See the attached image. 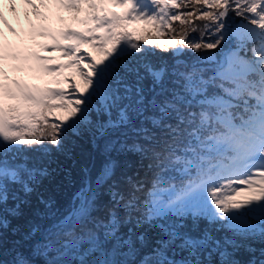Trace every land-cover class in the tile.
<instances>
[{
    "label": "snow or ice",
    "instance_id": "6c2138e0",
    "mask_svg": "<svg viewBox=\"0 0 264 264\" xmlns=\"http://www.w3.org/2000/svg\"><path fill=\"white\" fill-rule=\"evenodd\" d=\"M22 2L39 15L34 0ZM8 4L16 13V0ZM108 5L125 11H109ZM59 6L76 13L85 30L61 32L62 39L75 43L52 50L72 62L42 70L75 68L82 83L66 77L67 91L0 82V228L8 226L6 214H19L20 194L31 193L37 177L47 174L42 160L89 131L105 140V151L119 145L147 160L151 179L128 177L127 193L111 184L114 206L107 219L93 217L99 189L115 174L109 162L95 186L90 181L77 194L79 207L63 218L64 228L99 251L111 241L130 244L119 229L137 214V226L159 230L140 264H245L236 252L257 251L245 242L264 245V0H59ZM7 23L0 11V24ZM134 25H144L145 34L138 35ZM233 38L236 46L229 47ZM83 45L92 51L81 54ZM0 75H6L2 68ZM57 111L66 115H53ZM9 201L15 206L8 207ZM201 220L210 228L195 235ZM188 221L192 230H186ZM88 223L91 229L77 232ZM217 230L230 235L218 240L211 234ZM137 240L146 244L142 234ZM47 241L34 254L46 251ZM176 250L187 257L170 258ZM259 255L246 264H264V247ZM11 264L35 262L21 255Z\"/></svg>",
    "mask_w": 264,
    "mask_h": 264
},
{
    "label": "trees",
    "instance_id": "16d2710c",
    "mask_svg": "<svg viewBox=\"0 0 264 264\" xmlns=\"http://www.w3.org/2000/svg\"><path fill=\"white\" fill-rule=\"evenodd\" d=\"M182 10L186 11L187 9ZM240 22V18L235 17L234 24ZM196 23L203 24L204 22L196 21ZM173 27L178 31L180 29L179 22H175ZM133 28L141 30L137 33L138 35L145 34L143 33L144 26L135 25ZM191 35L198 34L192 33ZM165 40H167V35ZM154 42L159 43V40ZM248 47L251 48L252 45L249 44ZM161 55L165 56L171 63L168 54L161 53ZM248 55L251 56V52ZM96 59L100 58L96 57ZM62 69L55 72L56 74L40 72L38 69L32 70L30 73L34 79L38 80L40 88L49 87L50 84H53L71 91L68 84L64 83L65 78L70 77V74L64 73ZM53 103L57 104L59 101H53ZM53 115L60 116V113L57 111ZM148 126L150 127V125ZM129 143L132 141L129 140ZM109 162L115 165V174L108 185L99 189L97 208L92 213L93 217L104 220L108 217V210L114 206L109 195V186L115 183L121 191L127 193L129 190L126 183L128 177H132L134 180H150L151 173L147 170L148 161H141L140 157L132 152L121 151L119 145L113 150L105 151V140L102 138L94 139L89 131H83L80 135L72 136L64 152L53 153L45 157L41 166L47 169V174L37 177V182L31 185L33 188L31 193L20 194L24 202L20 204L18 215L6 214L8 226L0 228V233H2L0 236V260L11 264L14 258L22 255L24 258L34 261L35 264H46V262L52 261L64 264L71 259L84 257L89 252L96 250L90 249L89 244L85 242L86 237L74 234L64 228L62 223L67 225V220L63 218L68 216L74 207H79L80 201L77 199V194L80 190L90 181L95 186L94 182L97 176ZM15 203V201H9L8 207H14ZM117 212L123 220L124 210L118 208ZM136 219L137 214H133L131 223L124 222L119 229L120 237L123 239L131 238V243L128 245L132 249L127 251L125 255L126 264H140L145 254L151 251L154 241L159 235L158 229L147 224L137 226ZM91 228L92 224L88 223L86 227L77 229V232L84 233ZM209 228L210 225L201 220L193 234L198 235ZM192 229L193 225L191 221H188L186 230ZM141 234L146 238L145 245H141L137 240V236ZM211 234L218 240L230 235L224 230L212 231ZM46 238H48L47 250L43 251L42 254H34L33 249L40 247ZM245 243L251 244L257 250L256 253L253 255L241 248L236 252L235 258L245 262V264L249 259H261L259 249L264 245L256 241ZM105 247H107L106 244L103 248ZM78 248L81 249L73 254L72 252ZM187 255L186 252L176 250L170 255V258L174 257L181 260ZM215 258L219 259V257ZM116 261H119V264H124L123 260L118 258ZM88 264H92V262Z\"/></svg>",
    "mask_w": 264,
    "mask_h": 264
},
{
    "label": "rangeland",
    "instance_id": "374dc122",
    "mask_svg": "<svg viewBox=\"0 0 264 264\" xmlns=\"http://www.w3.org/2000/svg\"><path fill=\"white\" fill-rule=\"evenodd\" d=\"M34 2L38 7L39 15L35 13L33 8L24 4L22 0H16V13L11 12L8 1L0 8L8 22L7 25L0 24V56H3V60H0V68L6 74L0 75V82H6V85L11 84L14 80H19L22 85L30 87L28 79H30L29 72L31 70L36 68L40 70L43 68H58L59 65L72 62L63 52L53 51L52 49L57 44L60 47H67L69 44L75 43L74 40L62 39L60 37L61 32L68 29L78 32L85 30V26L76 18L77 14L61 8L59 0H34ZM107 7L109 11L113 12L122 13L125 11L123 8H115L111 5ZM83 16L84 13H81L80 18H83ZM9 26L15 28L16 31H10ZM101 34L96 33L97 36ZM54 36L56 39H53ZM233 42L237 43L236 39ZM235 46L236 44L232 47ZM85 51H92V48L89 45H83L81 54ZM93 56L100 58L97 52H93ZM36 57H44L45 59L38 60ZM62 70L64 73L70 74L68 78L75 77L76 82L80 83L75 68H63ZM51 73L56 74L55 72ZM11 86L15 87L14 84ZM50 87L56 88V85L50 84ZM38 88H40V85ZM59 113L60 115H66L63 112ZM106 246L99 251L94 250V247H90L94 251L89 252L84 257L71 259L64 264H80L82 260L96 264L98 260L116 261L117 258L123 260V263L126 264L125 255L127 251L132 249L131 246L121 244L119 241H111ZM80 249L78 248L72 253L74 254Z\"/></svg>",
    "mask_w": 264,
    "mask_h": 264
},
{
    "label": "bare ground",
    "instance_id": "6f19581e",
    "mask_svg": "<svg viewBox=\"0 0 264 264\" xmlns=\"http://www.w3.org/2000/svg\"><path fill=\"white\" fill-rule=\"evenodd\" d=\"M5 2H7V0H0V8H1V6L4 5ZM5 4H6V3H5ZM80 83H82V82L80 81Z\"/></svg>",
    "mask_w": 264,
    "mask_h": 264
}]
</instances>
